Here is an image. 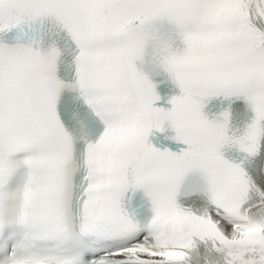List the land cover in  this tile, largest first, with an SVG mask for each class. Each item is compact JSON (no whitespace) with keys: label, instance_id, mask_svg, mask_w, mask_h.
<instances>
[{"label":"snow or ice","instance_id":"1","mask_svg":"<svg viewBox=\"0 0 264 264\" xmlns=\"http://www.w3.org/2000/svg\"><path fill=\"white\" fill-rule=\"evenodd\" d=\"M0 264H264V0H0Z\"/></svg>","mask_w":264,"mask_h":264}]
</instances>
